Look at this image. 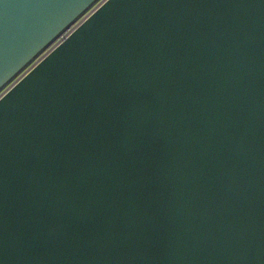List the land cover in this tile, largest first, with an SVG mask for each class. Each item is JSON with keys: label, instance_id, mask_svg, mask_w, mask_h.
I'll use <instances>...</instances> for the list:
<instances>
[{"label": "water", "instance_id": "obj_1", "mask_svg": "<svg viewBox=\"0 0 264 264\" xmlns=\"http://www.w3.org/2000/svg\"><path fill=\"white\" fill-rule=\"evenodd\" d=\"M98 0H0V92ZM0 264H264V0H107L0 98Z\"/></svg>", "mask_w": 264, "mask_h": 264}, {"label": "built area", "instance_id": "obj_2", "mask_svg": "<svg viewBox=\"0 0 264 264\" xmlns=\"http://www.w3.org/2000/svg\"><path fill=\"white\" fill-rule=\"evenodd\" d=\"M107 0H98L91 8L81 15L74 23L65 29L52 43L44 49L18 76H16L1 92L0 98L20 79L28 74L46 56L60 46L83 22H85L96 10H98Z\"/></svg>", "mask_w": 264, "mask_h": 264}]
</instances>
